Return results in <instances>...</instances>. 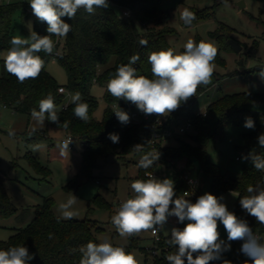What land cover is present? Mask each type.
<instances>
[{
    "label": "trees",
    "instance_id": "obj_1",
    "mask_svg": "<svg viewBox=\"0 0 264 264\" xmlns=\"http://www.w3.org/2000/svg\"><path fill=\"white\" fill-rule=\"evenodd\" d=\"M122 11L117 14L112 8H98L94 15H89L83 9L78 10L73 20L67 17L62 19L72 25V30L64 37L63 43L60 37L53 36L55 47L52 54L38 53L45 61L43 70L37 79H29L19 83L4 68V61L0 58V106L11 110L15 114L31 117V110H38V101L49 93L54 97L59 115V123L55 124L45 120L48 127L62 128L67 135L72 136L75 143L83 146L81 154V166L79 176L90 177L93 167L101 158L118 156H139L153 151L151 134L154 129L147 123H138L121 128L113 114V107L118 106L129 116L135 113V104L124 99H116L107 91V82L115 74L116 68L121 64H127L130 57L138 55L139 60L133 67L136 75L153 78L148 56L152 51L172 48L168 36L175 35L176 31L167 25L169 13L162 9V3L166 0H108ZM226 1V0H223ZM264 4V0H257ZM21 9L23 15L32 13L29 4L0 5V53L7 52L12 47L10 41L14 36L12 26V14L15 9ZM128 12L125 17L123 12ZM192 23L206 21L214 16L215 5L211 8L197 11ZM47 24L36 17L33 22V30L39 35H47ZM233 30L225 25L209 32V36L218 43V52L214 63L225 65L220 58L221 52L234 51L228 40L232 39ZM30 33L27 35L29 37ZM200 37L196 38L199 43ZM145 43H141V42ZM204 41V40H203ZM258 42L254 41L248 49L247 55L254 58ZM173 49V48H172ZM54 59L63 69L66 75L65 85H59L55 78L47 72L46 66ZM112 62V63H111ZM111 63V64H110ZM106 87L103 94L105 108L100 119L96 117L99 101L90 94L93 86ZM64 88L66 94L81 93L83 102L89 106V120L87 122L78 119L73 112L74 105L66 100V94L58 92ZM203 92L199 87L196 96L182 102L178 109L168 114L163 126L158 127L159 132L167 129L172 131V137L177 145H164L163 140L155 143V148L160 153V158L150 168H138L139 177L146 180L145 174L152 173L154 169L163 164L176 168L180 161L185 162V167L175 170V192L186 190L180 177L186 168L197 161L202 173L210 177L208 193L219 197L223 191H233L236 201L232 212L248 222L253 233L264 243V224L256 222L240 205L241 197L249 195V185L264 187V171H257L253 165H243L240 173L235 177H228L220 172L207 152L210 141L220 140L227 129L245 123L247 117H251L255 127L249 133L243 135L244 143L241 149L245 156L250 152L264 155V147L260 146L257 137L264 133V114L252 111L248 108L254 103L264 104V94L235 93L222 95L207 105L205 115L203 112H195V104L198 96ZM140 115H145L142 111ZM148 115V114H147ZM152 119H161L156 114L149 115ZM192 122V129L187 134L175 133V129L184 121ZM211 120L213 122H211ZM66 125V126H65ZM118 134L119 142L113 143L109 134ZM29 134V133H25ZM44 132L33 134L31 139L39 140ZM136 145H142V150L137 151ZM138 164V163H137ZM34 166L39 167L34 161ZM139 166V165H138ZM196 200H193L195 203ZM53 199L46 198L40 206L34 208L33 219L24 228L14 229L7 241H0V250H7L13 246H25L34 256L27 264H79L81 253L79 248L89 241L98 243L95 232L101 231L96 222L84 220H64L56 216L53 211ZM28 209H18L13 205L4 187V178L0 172V220L13 216L23 217ZM187 223L179 222L177 228L183 229ZM170 236H162L157 245L160 256L154 260L155 264H168L165 256L171 253L177 246H170ZM230 249L222 252L220 259L213 260L210 264H223L228 260L231 264H251L249 257L241 252L243 241H232ZM131 247L138 248L146 257L147 250L140 248L138 240H131ZM196 254H194L195 256ZM148 260V258H147ZM185 264L187 261L185 260Z\"/></svg>",
    "mask_w": 264,
    "mask_h": 264
},
{
    "label": "rangeland",
    "instance_id": "obj_2",
    "mask_svg": "<svg viewBox=\"0 0 264 264\" xmlns=\"http://www.w3.org/2000/svg\"><path fill=\"white\" fill-rule=\"evenodd\" d=\"M244 3V8L237 6L238 2ZM109 7L117 14L122 11L112 3ZM29 4L28 0H0V5ZM215 5L214 16L210 19L191 25H185L180 19V13L184 8L202 11ZM162 9L169 13L167 25L172 27L175 35L168 36V41L176 52L183 51V45L192 39L200 37L204 41H211L218 49V43L209 36L220 25L228 26L233 30L232 39L242 46L240 52H221L220 58L225 65L215 64L211 83L203 88L198 96L194 111L205 112L206 107L212 101L222 95L235 93L264 94V81L258 73L264 67V4L257 0H166L162 3ZM35 16L33 13L23 15L21 9H15L12 14V26L14 36L27 38L33 30ZM64 37L60 38L61 44ZM258 42L254 58L247 55L248 49L253 42ZM6 52L0 53V58ZM112 63V62H111ZM110 63V64H111ZM59 85H65L66 75L61 66L51 59L46 66ZM106 87L95 85L90 94L99 101L96 117L101 118L105 108L102 97ZM66 100L70 97L66 94ZM252 111L264 114V104L254 103L248 106ZM135 112L140 110L135 106ZM166 119V116H161ZM211 122H213L211 120ZM251 129L244 124L227 129L220 140L210 141L207 152L211 161L216 164L220 172L228 177L237 176L243 165H249L250 160H244L245 156L241 146L244 143L243 135ZM44 132L39 140L31 139L33 134ZM25 133H29L26 134ZM62 128L48 127L36 123L32 117L15 114L11 110L0 106V172L4 178V187L13 205L21 211L28 209L23 217H10L0 220V241H7L14 232L20 229L34 217V208L43 204L44 199H53V211L61 219L59 205L66 202L72 194L78 199L72 206L76 215L72 220H84L96 222L101 231L95 232L98 243L108 239L114 246H123L126 251L133 253L140 264H149L148 257L138 248L131 247V240H138L140 248H152L153 240L150 231L141 232L131 237H121L111 221L118 206L135 193L131 189V183L141 179L138 174L139 156H110L101 158L93 167L90 177L79 176L81 166V154L83 146L74 143L71 149L61 154V140L66 136ZM41 145L39 150H33V146ZM167 146H176L174 138L164 142ZM34 161L39 167L34 166ZM185 167V162L180 161L176 168L159 164L152 172L157 179L170 178L174 181L175 170ZM183 174H187L192 180L197 181L196 187L186 190L190 195L186 199L191 202L199 196L208 193L210 177L201 172L197 161H193L191 167L186 168ZM147 179V178H146ZM233 193V194H232ZM184 191L176 192V196H183ZM193 195V197L191 196ZM223 197L222 203L226 204L232 212L236 201L233 191H223L219 197ZM64 219V220H71ZM188 223V221H185ZM178 218L170 216L159 231L160 236H170L171 230L177 228ZM220 239L227 241V232L218 221ZM176 250L173 249L172 253Z\"/></svg>",
    "mask_w": 264,
    "mask_h": 264
},
{
    "label": "clouds",
    "instance_id": "obj_3",
    "mask_svg": "<svg viewBox=\"0 0 264 264\" xmlns=\"http://www.w3.org/2000/svg\"><path fill=\"white\" fill-rule=\"evenodd\" d=\"M28 3L33 15L47 24V35L41 36L31 31L27 38L12 37V47L3 56L4 68L19 83L37 79L45 65L38 53L52 54L55 47L52 37H66L72 30V25L66 23L62 17L73 20L80 9L94 15L98 8L109 7L108 0H28ZM180 19L185 25H191L195 20V13L184 8ZM217 52L213 42L201 40L197 43L192 39L183 45L181 52H176L171 47L152 51L148 56L153 77L151 79L136 75L133 65L137 63L139 56L133 55L127 64L116 68L115 74L107 82V91L116 99L132 102L145 114L167 116L178 109L182 102L196 96L200 86L211 83ZM258 75L264 81V67H261ZM68 95L70 103L74 105V115L87 122L89 106L83 102L81 93ZM115 115L121 124H127L130 120L129 115L119 107ZM31 117L41 125L46 119L55 124L60 122L51 93L38 101V110L33 108ZM244 127L254 129L255 124L251 117L246 118ZM109 139L113 143L119 142L118 134L110 133ZM257 141L264 147V133L257 137ZM70 142L66 141L59 146L61 154L68 151ZM142 147L136 145L135 149L141 151ZM40 148L41 145L33 146L34 151ZM159 158V151L153 150L142 155L138 165L147 169ZM242 159L250 160L257 171H264V155L250 152ZM131 189L135 195L123 201L111 217L121 237L127 238L147 231L155 235L163 229L170 216H175L181 223L188 221L182 230H171L168 243L177 247L166 256L168 264H185V260L187 264H210L211 261L220 259L222 252L230 249V243L220 239L218 221L227 232L228 242L243 241L241 252L250 258L251 264H264V243L253 233L246 220L238 218L228 210L226 204L221 202L222 196L205 193L193 203L186 199L187 192L183 196H176L172 179H157L154 176L133 181ZM247 193L249 195L241 197L239 201L242 209L254 217L257 223L264 224V187L249 185ZM77 200L72 194L66 202L59 205L63 219H71L76 215L71 209ZM79 252V264H140L133 253L126 251L123 246H114L108 239L101 243L89 241L79 248ZM33 258L25 246L0 250V264H27ZM223 264L231 262L224 260ZM245 264L248 262L245 261Z\"/></svg>",
    "mask_w": 264,
    "mask_h": 264
},
{
    "label": "built area",
    "instance_id": "obj_4",
    "mask_svg": "<svg viewBox=\"0 0 264 264\" xmlns=\"http://www.w3.org/2000/svg\"><path fill=\"white\" fill-rule=\"evenodd\" d=\"M123 15L125 17H127L128 12L124 11ZM60 89H64V88H59L58 89L59 93H61V94L67 93L65 89H64L65 90L64 92H61ZM117 110H118V106H114L113 107V114H114L116 121L121 126V128L129 127V126H132V125L138 124V123H147V124L151 125L152 129H154L152 134H151V143L153 144V148L155 151H157V149L154 147L156 142H158L159 140H163V142H166V140L168 138L172 137V131L171 130L167 129L165 131L159 132L157 129V126L158 127L163 126L165 119L161 118V119L154 120L147 114L140 115L139 113L135 112V113H132L131 116H129L130 120L127 124H121L115 115V111H117ZM205 114L206 113L204 112L203 115H205ZM191 129H192V122L190 120H186V121H184V123L181 126H179L178 128L175 129V133L180 134V135H184V134H187L189 131H191ZM66 141H71L69 144V149H71L72 145L75 143L74 139L72 138V136L66 135L61 140L60 143L62 144ZM139 160H138V162H139ZM149 176H154V174L153 173H146L145 174V178H149ZM180 179L182 182H184V184H187L191 188L196 187V185H197V181L190 179L187 174H183L180 177ZM185 192H187V194L190 195L188 191H184V193ZM191 196L193 197V195H191ZM150 235H151V238L153 240V246H152V248L148 249V253H147L148 254V260H149V264H155L154 260L156 258H158V256H160V250L157 248V245L161 241V236L159 235V231L155 235L150 231ZM166 256H165V259H166Z\"/></svg>",
    "mask_w": 264,
    "mask_h": 264
},
{
    "label": "water",
    "instance_id": "obj_5",
    "mask_svg": "<svg viewBox=\"0 0 264 264\" xmlns=\"http://www.w3.org/2000/svg\"><path fill=\"white\" fill-rule=\"evenodd\" d=\"M237 6H239V8L242 9V8H244V3L242 1L238 2ZM228 42L232 46L234 51L240 52L242 50V46L239 43H237L236 41L229 39Z\"/></svg>",
    "mask_w": 264,
    "mask_h": 264
},
{
    "label": "crops",
    "instance_id": "obj_6",
    "mask_svg": "<svg viewBox=\"0 0 264 264\" xmlns=\"http://www.w3.org/2000/svg\"><path fill=\"white\" fill-rule=\"evenodd\" d=\"M162 237V236H161Z\"/></svg>",
    "mask_w": 264,
    "mask_h": 264
}]
</instances>
